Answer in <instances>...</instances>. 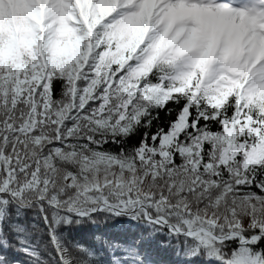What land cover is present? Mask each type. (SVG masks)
I'll list each match as a JSON object with an SVG mask.
<instances>
[{
  "label": "snow or ice",
  "instance_id": "obj_1",
  "mask_svg": "<svg viewBox=\"0 0 264 264\" xmlns=\"http://www.w3.org/2000/svg\"><path fill=\"white\" fill-rule=\"evenodd\" d=\"M0 264H264V0H0Z\"/></svg>",
  "mask_w": 264,
  "mask_h": 264
},
{
  "label": "trees",
  "instance_id": "obj_2",
  "mask_svg": "<svg viewBox=\"0 0 264 264\" xmlns=\"http://www.w3.org/2000/svg\"><path fill=\"white\" fill-rule=\"evenodd\" d=\"M98 228H99V231L101 232H108V233H113V234L120 231V229L116 227L115 225H113L112 223L100 224ZM19 259L23 261L25 257L20 256Z\"/></svg>",
  "mask_w": 264,
  "mask_h": 264
}]
</instances>
